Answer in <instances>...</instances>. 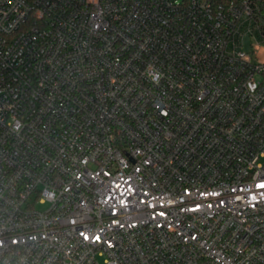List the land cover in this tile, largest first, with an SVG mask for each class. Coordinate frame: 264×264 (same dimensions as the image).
Returning <instances> with one entry per match:
<instances>
[{
  "label": "built area",
  "instance_id": "built-area-1",
  "mask_svg": "<svg viewBox=\"0 0 264 264\" xmlns=\"http://www.w3.org/2000/svg\"><path fill=\"white\" fill-rule=\"evenodd\" d=\"M0 264H264V0H0Z\"/></svg>",
  "mask_w": 264,
  "mask_h": 264
},
{
  "label": "water",
  "instance_id": "water-1",
  "mask_svg": "<svg viewBox=\"0 0 264 264\" xmlns=\"http://www.w3.org/2000/svg\"><path fill=\"white\" fill-rule=\"evenodd\" d=\"M248 47H249V38H246V50L248 49Z\"/></svg>",
  "mask_w": 264,
  "mask_h": 264
},
{
  "label": "clouds",
  "instance_id": "clouds-1",
  "mask_svg": "<svg viewBox=\"0 0 264 264\" xmlns=\"http://www.w3.org/2000/svg\"><path fill=\"white\" fill-rule=\"evenodd\" d=\"M156 79H157V81H158V77H157Z\"/></svg>",
  "mask_w": 264,
  "mask_h": 264
},
{
  "label": "rangeland",
  "instance_id": "rangeland-1",
  "mask_svg": "<svg viewBox=\"0 0 264 264\" xmlns=\"http://www.w3.org/2000/svg\"><path fill=\"white\" fill-rule=\"evenodd\" d=\"M39 209H41V206L39 207Z\"/></svg>",
  "mask_w": 264,
  "mask_h": 264
}]
</instances>
